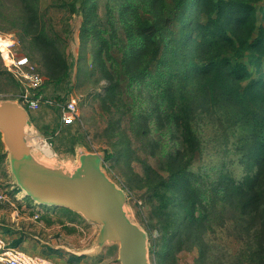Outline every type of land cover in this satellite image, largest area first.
Instances as JSON below:
<instances>
[{
    "label": "rangeland",
    "instance_id": "rangeland-1",
    "mask_svg": "<svg viewBox=\"0 0 264 264\" xmlns=\"http://www.w3.org/2000/svg\"><path fill=\"white\" fill-rule=\"evenodd\" d=\"M64 1L72 0H34L41 28L54 41L58 52L69 59L70 66L69 82L50 83L51 102L30 111L35 128L51 144L54 159L60 162L74 161L79 146L90 152L116 154L105 162L106 171L126 190L130 216L148 231L150 259L152 264H159V257L153 251L160 249V245H154L155 241L160 244V223L154 210L157 202L151 200L145 183L146 168L152 166L167 174L162 168L163 160L169 151L179 149L180 131L173 120L165 117L169 102L165 74L168 63L153 65L151 74L141 78L129 71L124 62L130 49L142 45L140 24L156 20L154 7L149 0H89L83 10L72 13L62 6ZM258 3L264 6V0ZM193 9L194 6L191 11ZM27 16L21 0H0V33L13 34L15 54L29 56L37 65L38 73L47 79L54 76L56 80L64 69L57 60L46 58L44 44L29 31ZM168 59L169 52L164 56L166 62ZM173 79L174 86L180 87L177 79ZM112 84L116 88L110 94L107 87ZM195 88L196 84L189 82L188 90L196 98ZM21 91L17 80L6 69L0 52V99L17 100ZM57 95L75 99L77 103L78 115L70 122L79 139L75 152L68 151L71 138L65 126L59 128L58 135L47 134L57 108ZM202 104L196 106L193 119L202 150L190 170L196 174L195 184L204 191L206 202L211 206L207 219L210 229L203 235L204 247H194L193 241L188 240L175 252L174 262L169 260L170 264H233L254 246L248 234L250 224L221 197L219 189L221 171L229 169L239 180L245 179L250 171L235 152L240 132L233 126L234 115ZM50 138L56 139L58 149ZM121 152L128 153L126 158ZM256 168L254 163L252 172ZM0 182L9 196L7 204L0 205V235L6 240L28 252L55 256L69 264H121L117 243L105 245L96 254L84 253L93 245L99 224L75 212L47 209L49 207L39 206L29 197L15 196L21 189H10L16 182L1 133ZM36 212L41 214L38 219Z\"/></svg>",
    "mask_w": 264,
    "mask_h": 264
},
{
    "label": "trees",
    "instance_id": "trees-1",
    "mask_svg": "<svg viewBox=\"0 0 264 264\" xmlns=\"http://www.w3.org/2000/svg\"><path fill=\"white\" fill-rule=\"evenodd\" d=\"M21 1L28 14L29 31L44 44L46 58L57 60L64 69L56 80L54 76L45 77L43 85L36 90L42 96V105L51 102L50 83L69 82V59L58 52L54 41L41 28L37 2ZM259 1L149 0L156 20L140 24L142 45L130 49V55L124 58L126 68L141 78L151 74L153 65L168 63L165 74L169 102L165 117L173 120L180 131L179 149L169 151L163 160L162 168L167 174L152 166L146 168L145 183L151 200L157 202L154 210L160 223V244L154 239L155 247L160 245V249L153 251L159 257V264H170L169 260L173 263L175 252L188 240L193 241L194 247L206 245L203 235L210 229L207 219L211 206L206 202L204 191L195 184L196 174L190 170L202 150L193 125L196 106L200 103L211 105L214 111L220 108L234 115L233 126L240 132L235 152L240 162L250 167L243 180L225 166L219 175L221 197L250 224L248 234L250 243L254 244L233 264H264V6H259ZM88 2L64 1L62 6L78 13ZM173 78L180 87L174 86ZM189 82L196 84V98L188 90ZM115 88L113 84L107 87L110 94ZM57 97L51 131L47 134L58 135L59 128L65 126L71 138L68 151L74 152L79 140L77 132L72 131L73 123L64 122L61 113L69 99ZM50 142L58 149L55 138H50ZM122 155L126 158L128 153L121 152ZM115 156L114 152H108L106 161ZM254 163L257 168L252 172Z\"/></svg>",
    "mask_w": 264,
    "mask_h": 264
},
{
    "label": "water",
    "instance_id": "water-1",
    "mask_svg": "<svg viewBox=\"0 0 264 264\" xmlns=\"http://www.w3.org/2000/svg\"><path fill=\"white\" fill-rule=\"evenodd\" d=\"M33 129L37 133L30 110L19 99H0L2 142L25 197L39 206L69 209L99 224L97 237L85 254L117 243L121 264H152L149 233L130 216L126 190L106 171V154L79 146L74 161L60 162L34 147Z\"/></svg>",
    "mask_w": 264,
    "mask_h": 264
},
{
    "label": "built area",
    "instance_id": "built-area-1",
    "mask_svg": "<svg viewBox=\"0 0 264 264\" xmlns=\"http://www.w3.org/2000/svg\"><path fill=\"white\" fill-rule=\"evenodd\" d=\"M16 39L13 34L0 33V52L4 59L6 69L13 75L21 86L19 100L27 109L37 110L41 106L42 96L36 94V90L43 85L44 76L37 71L35 62L26 55L17 56L13 50ZM64 122H71L78 115L77 103L75 99L69 100L61 108ZM11 190L20 189L16 184L11 185ZM19 191L15 196L20 198ZM9 201L7 188L0 182V205H6ZM41 210V209H39ZM42 211V210H41ZM41 217L40 212H36L35 218ZM0 264H63L51 258L31 253L20 246L12 244L0 235Z\"/></svg>",
    "mask_w": 264,
    "mask_h": 264
},
{
    "label": "bare ground",
    "instance_id": "bare-ground-1",
    "mask_svg": "<svg viewBox=\"0 0 264 264\" xmlns=\"http://www.w3.org/2000/svg\"><path fill=\"white\" fill-rule=\"evenodd\" d=\"M32 144L36 149H38L40 152L45 154L46 156L54 157L55 152L52 153V147L38 132L33 129V135H32ZM26 195V192L24 190H21L20 196L23 197Z\"/></svg>",
    "mask_w": 264,
    "mask_h": 264
},
{
    "label": "crops",
    "instance_id": "crops-1",
    "mask_svg": "<svg viewBox=\"0 0 264 264\" xmlns=\"http://www.w3.org/2000/svg\"><path fill=\"white\" fill-rule=\"evenodd\" d=\"M50 208H52V207H49V208H47V209H50ZM49 258H51L52 260H54V261H56V262H59V263L69 264V263H67V262H62V260H60L59 258H57V257H55V256H51V257H49ZM78 264H83V263L81 262V263H78Z\"/></svg>",
    "mask_w": 264,
    "mask_h": 264
}]
</instances>
